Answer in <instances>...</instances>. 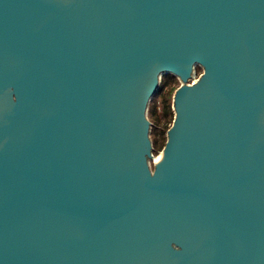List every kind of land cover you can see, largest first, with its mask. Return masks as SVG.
<instances>
[{"label":"water","instance_id":"water-1","mask_svg":"<svg viewBox=\"0 0 264 264\" xmlns=\"http://www.w3.org/2000/svg\"><path fill=\"white\" fill-rule=\"evenodd\" d=\"M0 264H264V0H0Z\"/></svg>","mask_w":264,"mask_h":264},{"label":"rangeland","instance_id":"rangeland-1","mask_svg":"<svg viewBox=\"0 0 264 264\" xmlns=\"http://www.w3.org/2000/svg\"><path fill=\"white\" fill-rule=\"evenodd\" d=\"M196 73L194 75V78H198L201 74H202V68L200 66H196V69H195ZM168 74V73H166ZM166 74H163L162 77H161V80H160V84H162L164 81H165V75ZM181 79L176 75V77L174 79L171 80V83L170 84H166L164 87H165V91L169 94L171 93L169 96H171V99H172V102H173V96H174V93L177 89V87L181 84ZM160 100H161V96L160 95H155V97L150 101V104H149V109H148V116H149V119L151 120V122H153V125H152V130H151V139H153V146H154V149H153V154L154 156H156V158L158 157V155L160 154V151L161 149L157 150L156 147H157V144L155 143V137H159L160 141H159V144L161 142H163V140H165V138H167V132L162 134L164 128L166 127V124L168 122L164 121V120H158L157 118H155L154 116H151V108L153 107L152 105L154 104V102L156 101L157 104L159 105V110L162 109V105H160ZM173 107V105H172ZM174 110V108H173ZM171 124V123H170ZM151 165L152 167L154 166V161L152 160L151 161Z\"/></svg>","mask_w":264,"mask_h":264},{"label":"trees","instance_id":"trees-1","mask_svg":"<svg viewBox=\"0 0 264 264\" xmlns=\"http://www.w3.org/2000/svg\"><path fill=\"white\" fill-rule=\"evenodd\" d=\"M176 77L175 74L168 73L165 75V81L159 85L158 91L155 93V95H160L161 96V100H160V105H162V109L159 110V105L157 104V102L155 101L154 104L152 105L153 107L151 108V116H154L155 118H157L158 120H164L166 122H168L166 124V127L164 128L162 134L166 133L167 130L171 127L172 125V121H173V117H174V110L172 107V99L171 96H169L171 93H167L164 89H165V85L166 84H170L171 80L174 79ZM154 95V97H155ZM153 97V98H154ZM152 98V99H153ZM171 123V124H170ZM155 143L157 144L156 149H162L167 141V139L165 138V140H163V142H161L159 144V137H155Z\"/></svg>","mask_w":264,"mask_h":264},{"label":"built area","instance_id":"built-area-1","mask_svg":"<svg viewBox=\"0 0 264 264\" xmlns=\"http://www.w3.org/2000/svg\"><path fill=\"white\" fill-rule=\"evenodd\" d=\"M194 78V77H193ZM197 78H195V79H192V80H196Z\"/></svg>","mask_w":264,"mask_h":264},{"label":"bare ground","instance_id":"bare-ground-1","mask_svg":"<svg viewBox=\"0 0 264 264\" xmlns=\"http://www.w3.org/2000/svg\"><path fill=\"white\" fill-rule=\"evenodd\" d=\"M159 158V156L156 158V160Z\"/></svg>","mask_w":264,"mask_h":264}]
</instances>
